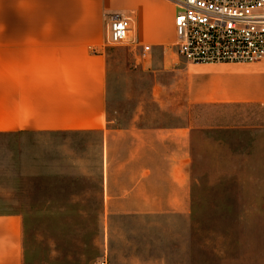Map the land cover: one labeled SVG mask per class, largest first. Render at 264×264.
<instances>
[{
	"label": "crops",
	"instance_id": "0c3cea01",
	"mask_svg": "<svg viewBox=\"0 0 264 264\" xmlns=\"http://www.w3.org/2000/svg\"><path fill=\"white\" fill-rule=\"evenodd\" d=\"M110 15L130 20L122 45L130 61L155 79L169 76L165 88L175 114L202 108V126L188 115L168 127H108ZM174 16L167 0H0V178L25 170L32 148L40 171L58 172L69 163L83 177L95 169L98 216L134 221L120 232L138 251L173 249L185 230L175 223L194 217L195 136L264 134V63L186 62L174 48ZM76 137L86 140L72 157ZM20 158L23 166L15 167ZM102 258L110 264L106 246ZM0 264H24L19 214L0 212ZM122 264L184 263L161 256Z\"/></svg>",
	"mask_w": 264,
	"mask_h": 264
},
{
	"label": "rangeland",
	"instance_id": "374dc122",
	"mask_svg": "<svg viewBox=\"0 0 264 264\" xmlns=\"http://www.w3.org/2000/svg\"><path fill=\"white\" fill-rule=\"evenodd\" d=\"M106 54L109 128L168 127L188 115L193 125L202 126V108L175 114L178 106L165 88L169 76L155 79L140 71L123 46L106 47ZM249 134L222 130L195 136L191 194L196 212L189 221L175 223L185 228L175 249L133 248L130 235L120 229L134 221L98 216L97 171L88 175L85 170L80 177L69 163L58 172L40 171L37 148L25 160V170L15 168L0 178V212L23 218L24 264H97L105 246L110 264L161 256L184 264H264V134ZM85 140L73 138L72 157ZM19 166L21 158L15 162Z\"/></svg>",
	"mask_w": 264,
	"mask_h": 264
},
{
	"label": "built area",
	"instance_id": "2783aa9c",
	"mask_svg": "<svg viewBox=\"0 0 264 264\" xmlns=\"http://www.w3.org/2000/svg\"><path fill=\"white\" fill-rule=\"evenodd\" d=\"M167 1L175 6L174 48L186 62L264 63V0ZM129 30L128 18L108 16L105 47L124 45Z\"/></svg>",
	"mask_w": 264,
	"mask_h": 264
}]
</instances>
